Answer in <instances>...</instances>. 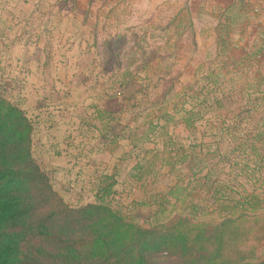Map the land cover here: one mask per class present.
<instances>
[{"label": "trees", "instance_id": "obj_1", "mask_svg": "<svg viewBox=\"0 0 264 264\" xmlns=\"http://www.w3.org/2000/svg\"><path fill=\"white\" fill-rule=\"evenodd\" d=\"M226 55L215 51L186 88L151 101L128 152L75 204L36 159L40 113L8 99L0 69V264H264V88L260 76L238 83L246 72L227 69ZM158 171L170 178L165 192L132 202L153 212H121L116 186Z\"/></svg>", "mask_w": 264, "mask_h": 264}, {"label": "rangeland", "instance_id": "obj_2", "mask_svg": "<svg viewBox=\"0 0 264 264\" xmlns=\"http://www.w3.org/2000/svg\"><path fill=\"white\" fill-rule=\"evenodd\" d=\"M92 1H94L93 7L90 6ZM102 1L105 0H88V7L81 22H77L76 25L73 21L63 23L64 27L70 28L72 31L79 28L78 33L72 36L64 35L61 38L57 37L56 33L50 32L53 29L52 23L47 24L49 27L45 31V29H42V24L37 21L25 22L21 18L12 21L1 20L5 11H10V13H13V11L11 10L12 7L7 10L6 7L0 4V69H2L1 73L5 81L9 83L6 88L7 97L11 102H18L29 113H40V117L37 118L40 120L38 123L40 132L38 145L40 147V143H45L48 151L40 153V149L36 145L35 151L39 150L40 154L35 156L37 161L46 166L48 170L62 167L58 157H67L68 155L65 153L72 152V150L63 151L62 155L56 157L48 154L51 150L48 147L49 144L58 143L59 145L60 141V133L53 126L57 124L58 113L63 110V107L55 102L56 100L61 102L63 93L69 91L73 94L76 88H80L83 85L84 78L82 77L84 75V82L87 80L90 85L92 84L90 92L97 93L102 98H111L114 102V108L120 106L116 102L121 99H127L125 108H127L129 101H132L131 104H133L134 100L139 99L142 102L138 108L141 111L139 117L142 121V115L148 113L144 109L149 106L151 101L159 99L167 89L169 92L166 97L182 91L191 82L192 76L199 71L200 68L198 67L210 61L214 56V53L209 51L208 58L205 55L204 59H200V63L198 66L196 65V68L188 69L192 56L195 55V58H197V53H202V57H204V44L206 43L204 42V35L212 26V19L210 20L207 17L203 20L195 16V18L193 17L195 21L193 22L194 28L191 38V31H188V34L184 25L185 22H180L178 69H175L174 64L169 61L170 45L163 43L157 45L158 48H162L161 51L157 52H163L161 65L163 64L164 67L161 70L162 74L150 77L149 72L144 71L143 58L155 48L151 46L153 43L156 44V40H158V38L155 39V31L158 32L157 28L166 26L167 21L156 19L158 17L151 20L148 15L146 18L136 15L130 17L132 12L135 11L129 4L124 5L122 8V17L116 18L113 14L114 11L109 13L100 6ZM21 8L19 9L20 12H27L30 7ZM123 15L126 17L124 18ZM145 29L147 30L145 31ZM5 33H8L7 36H5ZM188 52L194 54L188 55ZM85 60H90L92 64L91 74L88 73V78L86 72L81 73L77 69L78 64L81 61L86 62ZM249 67L251 69L243 68L246 74L239 71L238 83H244L259 76L263 82L264 61L262 64L257 65L250 63ZM62 76L67 77V86L61 81ZM71 94H68L69 97L72 96ZM233 100V103H229L230 106L232 104V107H235L236 104L242 105L245 102H236L235 100L238 99ZM134 108L136 109V106L129 107L130 110ZM127 121L133 122L132 116ZM101 127L102 125L99 124V128ZM181 133L185 136L188 131ZM63 136L60 142L66 141ZM125 149L126 151L119 155L117 161L130 149L129 141ZM106 151L109 154L113 153L112 150ZM101 154L100 159L105 161L104 153L101 152ZM68 167L71 168L70 173L66 169L64 171L57 170L52 174L53 181L65 193L70 203L75 204L78 199L81 203L90 200L92 184L87 185L86 182L81 184L82 181L80 182L79 175L75 177L77 167L71 165ZM157 173L154 182L147 178V180L141 182L142 184L139 182L138 184H130L128 179V182L123 186L118 184L115 189L116 194L113 203L117 202L120 211L127 216L139 215L144 217L152 213V203L137 206L132 202L137 200L147 201L148 199L151 201L152 195L165 192L170 178L164 179L163 175H159L161 174L160 171ZM207 211H210V209ZM166 215L167 213L157 214L156 217H151L149 221L154 222L156 218L163 219ZM206 217L210 218L212 216ZM256 257L257 260L264 259L263 241L257 249Z\"/></svg>", "mask_w": 264, "mask_h": 264}, {"label": "crops", "instance_id": "obj_3", "mask_svg": "<svg viewBox=\"0 0 264 264\" xmlns=\"http://www.w3.org/2000/svg\"><path fill=\"white\" fill-rule=\"evenodd\" d=\"M102 2L100 6L109 13L114 11L113 14L116 18L122 17V8L129 4L135 11L130 17L136 15L146 18L148 15L151 20L154 17H158L156 18L158 20L165 19L166 26L169 27L157 28L158 32L155 31L154 36L158 40H156V44H151L153 48L155 47L152 52L161 51L162 48H158V46L167 40L166 45H170L169 61L174 64L175 69L179 67L180 22H185L186 31H191V38L195 16L203 20L207 17L212 19V26L204 35V42H206L204 57H202V53H197V58L195 55L192 58L189 57L188 69L196 68L200 59H204L205 55L208 58L209 51L212 53L223 52V54L227 52L224 57L227 68L235 66L236 68L251 69L250 63L257 65L264 61V0H105ZM0 4L7 10L12 7L13 11V13L5 11L1 20L12 21L21 18L25 22L37 21L42 24V29L45 31L49 27L47 24L52 23L53 29L50 32L56 33L57 37L61 38L64 35L72 36L78 33L79 28L72 31L70 28L64 27L63 23L73 21L76 25L77 22H81L88 7V0H0ZM93 4L94 1L90 3V6L93 7ZM25 6L30 7L29 10L20 12L19 9ZM59 12L61 13L59 14ZM123 17L126 16L123 15ZM7 34L5 33V36ZM150 54L151 52L146 55L148 60L143 59L144 71L149 72V75L160 76L164 67L163 64L161 65L163 52H156L153 59H149ZM191 54L194 53L188 52V55ZM90 60L81 61L78 67L77 64L75 65V69L77 67L81 73L86 72L87 78L91 74ZM84 76L82 78L85 80ZM61 78V81L67 86V77L62 76ZM84 80L83 85L76 88L73 94L67 91V93H63L61 102L57 100L55 102L60 104L63 110L58 113L57 124L53 127H56L60 133L59 140L61 141L62 135H64L63 138L65 137L66 141H59V145L50 143L48 147L51 150L48 154L56 157L62 155L63 151L72 150V152L65 153L68 155L67 157H58L62 167L50 169L53 170L50 176L57 170L67 169V172L70 173L71 168L68 166L71 165L77 167L75 177L79 175L81 184L85 182L87 185L92 184V190L97 185L98 177L102 173L109 172L115 166L119 155L126 151L125 148L128 144L126 135L130 130L140 128L147 120L148 113L142 115L143 120L140 121L139 115L133 116L139 110L140 104L136 106V109L130 110L132 101L128 100L129 104L125 108V102H127L125 98L115 101L120 106L114 108L111 98H102L101 95L90 92L92 84L90 85L87 80L86 82ZM263 87L264 81L261 84V88ZM68 94L72 96L69 97ZM136 101L139 99L134 100L135 103ZM131 116L133 122H128L127 119ZM99 124L102 125L101 128H99ZM57 147L60 148L57 150ZM39 148H41V152L48 151L45 143H41ZM106 150H112L113 153L109 154ZM101 152L104 153L105 161L100 159ZM44 167L46 168V166ZM51 178L53 180L52 176ZM78 201L80 200L78 199Z\"/></svg>", "mask_w": 264, "mask_h": 264}]
</instances>
